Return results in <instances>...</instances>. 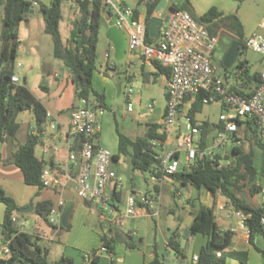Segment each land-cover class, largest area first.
<instances>
[{"label": "trees", "instance_id": "trees-1", "mask_svg": "<svg viewBox=\"0 0 264 264\" xmlns=\"http://www.w3.org/2000/svg\"><path fill=\"white\" fill-rule=\"evenodd\" d=\"M67 0H50L49 5L40 4V11L44 21V32L51 37L53 56L60 60L71 72V82L75 87V102L78 99H84L93 106L96 103L97 108L107 109L105 97L97 93L92 87V76L96 69V45L100 30L103 25V14L107 12L105 7L98 0L88 2V0H76L79 13L78 19L71 30L70 39L65 44L60 35V22L63 18L62 3ZM161 0H138V4L144 5L145 9V41L150 44L155 41L147 32V26L152 14ZM2 6L1 32H0V144L11 146V152L6 163L18 167L23 175V181L26 185L37 186L43 189L40 182L42 161L35 155V148L38 145V137L28 135L23 144L17 142V133L19 124L17 117L20 113L30 111L34 117L35 124L41 128L45 123L47 110L43 104L35 98L30 90L22 84H14L11 77L14 75L13 65L18 48L17 28L20 22L25 18V5L31 6L28 0H0ZM168 12L169 17L176 11L187 12L200 25H203L209 34L216 35L219 29L228 32L231 35V42L239 43V52L245 48L242 35V25L239 19L233 15H224L215 7H211L202 15L195 13L194 7L189 0H184L180 5L171 3ZM104 10V12H102ZM138 11L134 10V18L137 19ZM159 73L168 72L165 68L155 65ZM236 68L244 69L242 77L236 75V79L243 81L247 76L248 68L244 62H238ZM237 71V73H238ZM260 74H253V81H258ZM228 78L227 73L225 79ZM243 84V83H242ZM245 85L249 84L244 83ZM231 91L246 97L244 91L237 88H230ZM202 94L195 96L187 115L190 117L194 126L202 129L201 146L207 145V134L211 126L217 127V131L222 130L221 124H211L204 121L196 124L194 117L202 109ZM185 100L184 102H186ZM259 126L254 121H237V130L233 135V141L241 142L240 145L231 147V154L234 161L225 168H219L218 159L203 160L198 162V166L187 169L184 166L169 178L178 182L181 186H190L197 190L205 189L215 200L218 196L225 198L226 203L236 211H241L248 215L246 226L249 235V241L252 243L254 237L261 235L259 225L260 207H253L244 199L239 197L242 192V186H248L251 196L259 194V182L262 177L264 163V142L258 139ZM165 133L156 123H149L147 132L143 137L134 140L118 132V154L128 155L133 170L147 171L156 168L159 162L155 159L157 151L150 144L152 140L163 142ZM244 145L248 146L245 151ZM79 142L75 141L74 151L78 150ZM114 160L118 155H113ZM227 158H230L227 155ZM259 161V164L257 163ZM157 190V188H155ZM116 199L121 200V193L116 194ZM0 203L4 205V217L0 223V233L4 239L9 240V249L11 253V264H75L72 258L61 256L57 261L50 263L47 260L48 250L40 245L38 235H33L28 231L17 232L12 222L13 217L23 219V214H19L18 206L15 200L6 194L3 187L0 186ZM86 204H90L86 202ZM33 207V212L41 218L48 226L54 229H70V223L66 228L60 224L53 225L48 221L53 204L51 201H41ZM193 220L187 230L190 235L201 234L209 237L207 244L201 249L197 256L198 264H225L227 258L238 261V264H246L244 252L225 253L231 244L232 234L230 232H217L215 222L214 208L200 206L198 209L191 210ZM118 235V231L114 232ZM121 233V232H120ZM125 239V238H124ZM122 239V240H124ZM104 240L102 235L101 241ZM119 241L117 237H112L105 244L112 253L114 244ZM133 248L132 244H127ZM168 246L177 253H182L179 243L171 237ZM264 261V251H259ZM219 253V256L217 254ZM97 258L92 261L96 262ZM150 264H163L158 255H155Z\"/></svg>", "mask_w": 264, "mask_h": 264}, {"label": "built area", "instance_id": "built-area-1", "mask_svg": "<svg viewBox=\"0 0 264 264\" xmlns=\"http://www.w3.org/2000/svg\"><path fill=\"white\" fill-rule=\"evenodd\" d=\"M95 0H88L93 2ZM105 7L104 12L107 21L121 31L128 33V42L125 52L129 55H138L148 65H159L168 70L165 82L166 105L164 113L158 125L166 133L177 125L181 107L185 100L194 99L202 94L203 105L219 103L223 110L219 114V124L222 130L217 131L213 139L204 147L201 146L202 129L194 126L187 114L182 115L185 122V132L179 134L176 147L168 153H158L155 159L159 162L156 168L149 171L150 178L161 184L163 177L174 175L178 169L184 166L192 169L203 160L218 159L219 168L231 165L227 158V148L233 141V135L237 130V121H254L259 126L258 139L264 142V70L260 73L258 81L251 82V91L243 97L230 90L225 85V74L222 75L213 64V54L219 42V35H211L203 25L198 24L185 11H176L169 17L166 23L160 27V32L153 43L145 41L146 25L134 18V11L126 6L122 0H98ZM77 8L76 0H67ZM245 46L264 59V19L257 29L251 32L245 39ZM244 69L237 75L243 76ZM1 74V67H0ZM11 82L20 84L16 75L11 77ZM129 85L125 91L127 110L131 111L133 104L132 89ZM154 109V102L146 106V111ZM102 110L96 103L91 105L84 99H78L70 109L69 124L64 129V136L68 139L69 151L62 167L57 164H49L42 161L40 182L44 188L61 190L70 182L73 183L74 192L81 200L91 203L99 212L102 223L112 233H133L132 229L124 230L130 221L141 217H158L160 211V192L154 191L142 193L138 196L129 194L125 197L123 208L116 194L123 193L124 185L122 177L110 169L112 154L109 150L95 143L99 133L96 122L97 114ZM46 126L50 131L57 128V121L47 112ZM44 136L46 132L43 133ZM79 142L78 150L74 151L72 142ZM236 142V141H235ZM152 147L162 148L158 140L150 141ZM238 145L239 142L237 141ZM43 153H47V147H43ZM180 152L184 153L183 161L180 160ZM260 209L259 225L261 237L264 239V163L260 180ZM228 217L237 219V226L231 229V233L245 230L248 233L246 220L248 215L233 208L228 209ZM59 214L52 209L48 216L50 224L58 225ZM12 222L17 232L27 231L29 224L21 218L13 217ZM100 248L85 259L92 260L99 254L105 253L109 257V264H116L113 254L106 246L113 235L111 232L103 234ZM219 256V254H217ZM9 240L4 239L0 233V264L10 263ZM197 256L193 261H197Z\"/></svg>", "mask_w": 264, "mask_h": 264}, {"label": "rangeland", "instance_id": "rangeland-1", "mask_svg": "<svg viewBox=\"0 0 264 264\" xmlns=\"http://www.w3.org/2000/svg\"><path fill=\"white\" fill-rule=\"evenodd\" d=\"M184 0H167V6L161 10V15H165L169 12V6L171 3L180 5ZM194 2V9L197 15H202L207 12L211 7L217 8L224 15H235L240 23H242V35L243 41L248 35L257 29V24L264 17V0H189ZM65 1L62 3L63 18L60 22V35L63 43L70 39L71 26L70 21H66L65 16L68 9ZM71 4V3H70ZM1 7V6H0ZM1 11V8H0ZM71 15V13H70ZM73 15V14H72ZM71 18V17H70ZM105 22L103 20V26ZM124 37L127 34L122 30ZM219 42L213 54V64H220L221 60L230 46L231 35L222 30H218ZM18 35V48L16 52V58L13 65V72L20 80V84L26 86L30 92L41 100L43 105L52 112L56 117L65 115L73 102L74 89L71 83L70 70L58 59L53 56V47L51 37L44 32V21L42 13L40 11V3L35 0L31 3V7L26 14L25 18L20 22L17 28ZM245 44V43H244ZM108 50L107 42L104 38L100 37L96 45V71L99 72L100 65L104 63V54ZM110 57L113 59L112 52ZM118 70L123 72V61H114ZM238 62H244L248 68L250 74L260 73L264 69V59L262 56L254 53L246 46L239 52L236 62L228 69L221 67L220 73L222 75H228L227 79L241 82V78L236 79L237 71L236 64ZM53 76L64 81L63 84H57V80H54ZM163 78L159 75L154 83H149L148 87H145L142 83H135V88L132 89L131 103L134 106L133 112H127V103L123 98L124 89V77L122 74L114 79L117 83V90L115 101L112 105H108L106 110H103L101 114H97V124L100 128V146L109 150L112 155H118V159L112 160L110 167L112 171L118 173L123 179V185L125 190H131L133 185H136L138 193H146L154 191L157 187L160 192V211L158 217H141L133 221H130L125 225L124 230H129V224L134 226L136 234L131 240L117 241L114 244V259L116 264L124 262H140L142 260V253L148 256V253L157 246V254L162 260L163 264H173L170 260L165 259V256L173 257L172 254H166L163 237L171 238V233L168 231L173 228L177 218L184 216L193 209L186 203L188 193L194 192L196 196L198 190L190 186H181L178 182L172 181L169 178H164L161 184L156 180H152L149 175V170L139 171L133 170L128 155L118 154V132L125 136H134L136 133L138 137L144 136V122L141 121V127L139 126H127L123 119H144L149 115L146 111V106L154 102V108L160 109L164 105V89L162 86ZM220 107L218 103H212L203 105L199 113L196 114L197 121L209 120L215 124L219 123L218 117L220 114ZM141 114H140V113ZM222 112V111H221ZM19 122V131L17 137L20 139L28 125H33L31 118H28L27 113H20L17 117ZM177 124L180 126V132H185V122L179 119ZM127 126V127H126ZM242 144L239 142L238 145ZM1 145V144H0ZM237 145L236 142L229 143L227 155L230 157L231 162L234 161V157L231 154V147ZM245 151H248V146L244 145ZM158 153L161 152L160 148L155 149ZM38 153V152H37ZM184 153L180 152V160L183 161ZM259 164V161H257ZM182 188L183 194L179 197H173L175 188ZM199 195H206L205 190L199 191ZM239 197L247 200L252 206H257L260 196L255 194L251 196L248 191V186H242V192ZM196 202V201H195ZM197 203V202H196ZM195 204V203H194ZM196 205V204H195ZM120 208H123V203L120 204ZM216 212V211H214ZM24 220L29 224L28 232L36 235L37 225L43 230L39 243L41 246L48 250L47 260L52 263L57 261L61 256H68V254L74 258L76 264H81L82 254L86 248H93L92 250H98L101 245V240L98 241V234H105V225L98 217L96 211L92 210L87 219V223L92 224V231L95 232L96 237L90 236L89 240L81 244L80 239L84 236V233L78 236L79 240L73 243L76 238L74 236L69 238L71 231L61 229L55 230L54 228L46 225L41 219L34 213L23 214ZM72 235V234H71ZM73 237H75L73 239ZM196 237H200L197 235ZM73 239V240H72ZM198 239V238H197ZM135 244L136 250H129L127 244ZM86 246V247H85ZM264 247V246H263ZM198 244L196 239L191 238L189 242L185 244V255L188 259L191 258L193 250H197ZM91 251V249H89ZM89 251V252H90ZM83 252V253H82ZM142 252V253H141ZM104 257L105 253H102ZM97 264H105L104 258Z\"/></svg>", "mask_w": 264, "mask_h": 264}, {"label": "crops", "instance_id": "crops-1", "mask_svg": "<svg viewBox=\"0 0 264 264\" xmlns=\"http://www.w3.org/2000/svg\"><path fill=\"white\" fill-rule=\"evenodd\" d=\"M31 3L34 0H28ZM36 2H39L40 4L43 5H49L50 0H35ZM122 2L130 7L131 9L137 10L138 11V16L137 19H139L141 22L145 23V9L144 5L138 4V0H122ZM68 4V3H67ZM191 4L194 7V2L191 1ZM1 6V5H0ZM166 6H167V0H166ZM31 7V6H30ZM29 7V9H30ZM68 9L70 10L67 12L65 19L66 21H70L71 28L73 29V25L75 21L79 17L78 9L74 6V4H68L67 5ZM0 32H1V18H2V6L0 7ZM195 10V9H194ZM161 12V11H160ZM71 13V15H70ZM63 14V13H62ZM73 14V15H72ZM161 15V13H160ZM168 15H161V17H164ZM71 17V18H70ZM264 17L262 20L259 22V24L263 21ZM103 20L105 22V25L101 27L99 38L102 37L104 40L107 42V48L108 50L104 54V63L103 65H100V70L99 72L95 71L93 72L92 76V87L93 89L100 94H103L105 97V104L108 102L109 105H112L115 101V96H116V90H117V83L115 84L114 79L122 74L124 77V89L122 91L123 93V98L125 100V91L131 84L135 83H142L145 85V87H148L149 83H154L156 81V78L160 75L163 78V89H164V105L160 109H153L151 112H147L149 115L145 116L144 119H123L125 124L128 126L132 125L134 126H139L141 127V121L143 120L144 122V135L147 132L148 124L149 123H156L158 124L160 122V119L164 113L165 105H166V94H165V82L167 78V74L165 73H159L155 67V64L153 65H148L145 64L138 55H129L128 53L125 52L123 58L121 59L123 61V72L120 73L121 71L118 70V66L114 61H121V60H115L114 58V47L112 43L106 40L105 38V31H106V23H107V17L105 13L103 14ZM256 27H258V25ZM242 25V23H241ZM243 26V25H242ZM125 33L127 34L126 38V45L128 42V33L125 29H123ZM122 32V31H121ZM123 34V33H122ZM219 35V33H217ZM98 38V39H99ZM67 43V42H66ZM110 52H112L113 59L110 57ZM167 70V69H166ZM264 70V69H263ZM262 70V71H263ZM261 71V72H262ZM168 72V70H167ZM260 72V73H261ZM256 73V74H260ZM14 75H16L14 73ZM17 76V75H16ZM54 80H57V84H63L64 81L61 79H58L57 77L53 76ZM244 80L241 82L231 80V79H226L225 80V85L229 86L230 88H237L241 89L242 91L245 92V94H249L251 91V82L253 81L252 79V74H250L247 71V76L243 78ZM249 84L245 85L244 83ZM72 83V82H71ZM243 83V84H242ZM73 89H74V94H73V102L71 106L69 107L67 113L62 116H54L51 111H49L46 108L47 112L50 113L58 123L57 128L54 131H50L46 123L42 125L41 128H38L35 124L34 117L30 111H26L28 118H31V121L33 122V125H28L26 128V131L24 132V135L19 139L17 137V142L19 144H23L27 138L28 135L32 136H37L38 137V145L35 148V155L38 159L41 161L47 162L49 164H57L58 166L62 167L64 164V161L66 159V155L69 151V144H68V139L64 136V129L68 126L69 124V113L70 109L72 106L75 104V87L72 84ZM37 99V98H36ZM38 100V99H37ZM41 103L42 101L39 100ZM194 99H189L186 102L183 103L181 107V113L178 117L179 119H182V115L187 114L188 110L193 103ZM43 104V103H42ZM221 111L223 110V107L218 103ZM108 107V105L106 104ZM134 106L131 111H128V113L133 112ZM220 111V113H221ZM23 113V112H22ZM25 113V112H24ZM140 113V112H139ZM141 114V113H140ZM19 119H17V123ZM194 121L196 124H201L204 121L209 120H201L197 121L196 116L194 117ZM96 122H97V116H96ZM98 123V122H97ZM211 124H215L214 122H210ZM219 124V123H218ZM178 125L177 128H173L168 130L165 133V139L162 143V148L160 153H168L175 149L176 147V142L178 139V136L180 134V126ZM126 126V127H127ZM217 127L211 126L208 134H207V144L213 139L215 134L217 133ZM44 132H46V135L44 136ZM134 136H128L129 139L134 140L138 138V135L136 133L133 134ZM100 128H99V133L96 137L95 143L100 146ZM73 148L75 146V142L71 143ZM43 147H47L48 151L47 153H43ZM228 150V148H227ZM231 150V149H230ZM11 152V146L8 144H1L0 145V186L3 187L5 190L6 194L12 197L18 208H27L31 207L29 206L30 203L32 205H36L38 202L41 201H51L53 204V210L57 212V214H60L67 208L71 209V213L69 215V220L68 223H71V231L69 234V238L76 235L73 237V243H76L79 240V236L84 233V236H82V239H80L81 244L85 243L86 241L89 240L90 236L96 237L95 232L90 230L92 229V224L87 223V219L89 215L91 214L92 210L98 214V217H101L99 212L95 209V207L90 203L89 205L86 204L85 201L81 200L79 197L74 192V186L73 183L70 182L67 184V186L64 189L61 190H53V189H48V188H43L39 189L37 186H30L26 185L23 181V175L20 171V169L12 164L6 163V161L9 158ZM38 152V153H37ZM180 157V155H179ZM112 160H114L112 158ZM111 164V163H110ZM111 169V167H110ZM112 170V169H111ZM260 185V182H259ZM205 190L203 188L198 190L197 195H194L193 191H190L188 193V197L186 200V203L189 204L191 207L198 209L200 206H205L208 208H214V216H215V222L217 224V232L219 233H224V232H230L232 228L237 226V219L234 217H228L227 216V211L228 209L231 208L230 205L226 203L225 198L218 196L217 199L215 200L206 190V195L200 196L199 191ZM174 194L173 197L179 198L182 194V188H175L174 189ZM132 194L135 196H138L142 193H138V189L136 188V185H133L132 189L125 190L121 194V201L120 203L124 202V199L127 195ZM259 195V194H258ZM245 200V199H244ZM197 203H196V202ZM247 203H249L247 200H245ZM196 205H195V204ZM250 204V203H249ZM251 205V204H250ZM253 207H260V199L259 203L257 206ZM33 212V210L31 211ZM30 213V212H28ZM26 214V213H24ZM4 217V205L0 203V223L2 222ZM193 214L191 211H189L187 214L184 216H180L177 218V221L173 228L169 229L168 231L171 233V237H174V239L179 243L180 249L182 250V253H177L173 251L169 246H168V241L169 237H163V245L165 249L166 254H172L173 257H168L165 256V259L170 260L173 264H198L199 260L193 261L194 256H198L201 252V249L207 244L209 237L201 235V234H196V235H190L187 233L186 238H184V233L187 230L188 226L193 220ZM24 219V218H23ZM41 219V218H40ZM59 219V217H58ZM101 220V218H100ZM135 220V219H134ZM42 221V220H41ZM133 221V220H132ZM43 222V221H42ZM36 228V235L41 237V234L43 233V230L40 228L39 225ZM134 226L129 224V229L133 230V233L125 234V233H118V235H115V233H112L108 227H105L106 233L111 232L113 237H117L119 241H122V239L126 240H131L133 236L136 234V229L133 228ZM28 230V229H27ZM58 230V229H55ZM80 230V231H79ZM79 231V232H78ZM188 231V230H187ZM79 236H78V233ZM105 233V234H106ZM231 233V232H230ZM72 234V235H71ZM232 238H231V244L230 246L225 249V253H232V252H244L245 253V258H246V264H264L262 255L260 254V250L264 251V239L258 235L254 237L252 243L249 241V235L247 231L245 230H238L237 232H233ZM199 235L200 237H196ZM196 239V242L198 244L197 250H193V253L191 254V258L188 259L187 256L185 255V244L191 240V238ZM102 234H98L97 238L98 241L101 240ZM198 238V239H197ZM133 248L128 247L129 250H136L137 246L133 243H131ZM86 247V246H85ZM153 249L148 253V256L143 254L142 252V260L140 262L135 261V262H122L121 264H150V262L154 259L155 255L157 254V246L153 245ZM91 249V251L89 250ZM93 248H86L84 250L85 252L82 254V260L81 264H97L100 262L102 258L105 260V264H109V257L106 254L104 257L103 255L99 254L96 260V262H93L92 260H87L85 259L86 256H91L93 253H95L97 250H92ZM90 251V252H89ZM114 256V249L112 252ZM219 254V253H218ZM65 256V255H64ZM218 256V255H217ZM69 258H72L74 261V258L71 257L69 254ZM75 263V261H74ZM76 264V263H75ZM225 264H238V261L232 258H227L225 261Z\"/></svg>", "mask_w": 264, "mask_h": 264}, {"label": "water", "instance_id": "water-1", "mask_svg": "<svg viewBox=\"0 0 264 264\" xmlns=\"http://www.w3.org/2000/svg\"><path fill=\"white\" fill-rule=\"evenodd\" d=\"M166 7V0H161L159 4L156 6L152 17L147 26V32L151 38H157L160 32V27L163 23H166L169 20V15L161 17L160 11L165 9ZM29 11V6L25 5L24 13L27 14ZM169 11H172L169 9ZM104 12V10L102 11ZM106 31H105V38L107 41L112 43L114 47V58L115 60H121L125 54L126 50V38L122 34L121 30L113 24L112 20H108L106 23ZM239 43L237 41H233L230 46L228 47L227 51L225 52L222 60L221 65L218 63L216 64L217 70L220 71L221 67L228 69L234 65L239 55ZM33 207L21 208L18 209L19 214H24L31 212ZM71 213V209H65L59 216V223L63 228H66L69 220V215ZM188 231L186 230L184 233V238H186Z\"/></svg>", "mask_w": 264, "mask_h": 264}, {"label": "flooded vegetation", "instance_id": "flooded-vegetation-1", "mask_svg": "<svg viewBox=\"0 0 264 264\" xmlns=\"http://www.w3.org/2000/svg\"><path fill=\"white\" fill-rule=\"evenodd\" d=\"M213 60H214V58H213Z\"/></svg>", "mask_w": 264, "mask_h": 264}]
</instances>
